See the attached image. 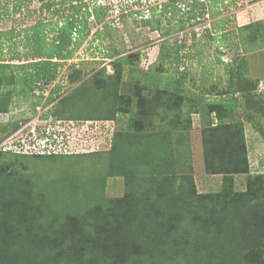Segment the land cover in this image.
I'll list each match as a JSON object with an SVG mask.
<instances>
[{"label": "trees", "instance_id": "1", "mask_svg": "<svg viewBox=\"0 0 264 264\" xmlns=\"http://www.w3.org/2000/svg\"><path fill=\"white\" fill-rule=\"evenodd\" d=\"M24 1L16 0L14 13L19 11ZM69 1L73 13L67 15L62 26L51 24L48 31L56 34L50 42L45 38L42 22L37 24V30L24 31L26 48L33 45L32 57L41 60L15 67L19 73L12 77V84L21 87L16 93L23 99L29 98L36 89L44 91L55 81L61 64L52 60L70 58L80 44L77 40L72 42L75 40L73 35L91 29L93 22L89 18L94 19V24L101 25L107 16L100 5H95V0H89L88 4L84 0H75L79 4ZM190 1L191 20L203 16L209 7L201 0ZM225 1L209 0V3L218 13L217 5ZM51 5L54 2L50 0L45 6L49 9ZM164 7L163 12L166 11ZM125 17L122 12L116 16L121 20ZM261 33L264 38V20L252 29L253 35L248 36L246 43L261 41ZM6 34L15 44L13 31L0 33V36ZM227 35H221L224 41ZM3 47L5 44L0 41V68L13 73L11 64L4 63ZM132 57L138 60L139 54L112 61L116 74L114 83L103 81L101 71L92 74L87 89L77 87L56 103L61 86L56 84L48 93L44 105L53 102L51 111L57 119L70 120L72 114H76V106H81L80 112L93 119L113 120L124 131L114 134L106 172H101V168L94 169L99 176L80 174L65 178L55 175L45 179V175H0V264H125L129 258L132 259L129 264H264V183L253 181L259 178L264 182V177L250 176L244 126L236 119L237 110L232 99L236 93L245 96L247 91H254L258 85V80L251 85L244 81L248 74L246 60L236 55L231 63L224 65L225 68L232 66L231 85L223 91L224 97L201 101L209 117L208 125L202 130L205 171L211 175H222L224 182L219 193L193 197L191 193L184 192L187 186L184 181L176 184V177L167 176L170 171L160 170L170 162L166 155H171L175 141H178H173L171 133L191 128L189 120H180L178 113L182 98L176 99L174 90L180 88L181 80L176 84L173 79L170 88L157 89L152 99L140 97L136 103L137 113L133 116L129 109L130 98L117 93L120 71L130 64ZM10 58L19 60L21 55L14 54ZM73 80L76 81V77L70 79ZM244 100L256 110L252 115L245 114L244 119L256 132L262 130L255 121L264 122V104H251L248 96ZM99 104L104 105L97 108ZM237 106L242 110L248 109L244 102ZM160 115L170 119L163 121L165 124L155 125L153 118L164 120ZM40 117L46 119V114ZM15 127L14 124L0 125V130L6 133ZM132 129L138 132L150 130V133H143L142 137L132 136ZM42 130V134H46L41 137L46 139L45 147L55 145L51 136L63 138L61 133ZM51 152L53 150L42 152L40 157H51ZM137 166L151 170L150 176L144 175L140 180L141 184H138L136 174L142 169L138 170ZM106 174L124 178L126 192L123 198H100L98 178ZM158 174L163 177H157ZM239 174L250 177L244 192L233 190L231 177ZM89 180L91 184L88 185ZM90 187L98 193L88 195L86 190ZM186 215L191 217L187 223L183 218ZM141 217L149 223L137 222ZM178 226L185 228L182 239L173 235ZM161 236L165 248L158 241Z\"/></svg>", "mask_w": 264, "mask_h": 264}, {"label": "rangeland", "instance_id": "2", "mask_svg": "<svg viewBox=\"0 0 264 264\" xmlns=\"http://www.w3.org/2000/svg\"><path fill=\"white\" fill-rule=\"evenodd\" d=\"M48 1L50 0H26L21 4L19 11L14 13L16 0H0V33L12 30L15 34V44L10 40L9 34L0 36V41L5 44L2 50L4 63L11 64L13 71L9 73L8 69L0 68V125H16L14 129L9 128L6 133L0 130V175L3 173L5 177L16 174L29 177L45 175L46 179L55 175H62L65 178L80 174L94 176L97 174L94 169L100 168L101 172H106L105 167L108 166L114 134L116 131H124L121 125L114 123L113 120L93 119L87 113L79 111L81 106H76L77 109L73 107L76 114H72L70 120L57 119L51 111L53 102L44 105V101L56 84H59L61 89L54 103L71 94L77 87L87 89L95 72L103 71L102 80L114 83L116 74L112 68V61L119 57L139 54L138 60L132 57L130 64L123 67L117 83V93L130 98L131 114L136 115L138 108L136 103L140 97L152 99L157 89H163L164 86L170 88V83H174L173 79L176 84L181 80L180 88L174 90L175 98H182L178 113L180 120H189L191 126L188 131L171 133L173 141L176 139L178 141H175L176 145L172 148L171 155H166L170 162L163 165L160 170L165 173L170 171L167 176L176 177V184L184 181L187 185L184 192L191 193L193 197L219 193L224 182L222 175H211L205 171L202 130L203 126L208 125L209 117L201 101L219 100L224 97L223 91L231 85L232 68V66L225 68L224 65L231 63L233 57L239 55L246 60L248 70L244 81L248 85L256 80L259 82L254 91H247L245 96L236 93L232 99L235 100L233 101L237 110L236 119L244 126L246 144L249 148L247 157L250 176H259L263 179L264 175L261 174H264V122L255 121L262 129L256 132L243 116L252 115L256 111L244 100L247 96L251 104L254 102L264 104L263 34L259 36L261 41L258 39L256 43V40L254 43H246L248 36L253 35L252 29L261 25L264 20V0H227L217 5L218 13L210 5L209 0H201L209 7L203 16L194 20L190 19L192 16L190 0H95V5H100L107 14L103 23L94 24V19L89 18V21L93 22L91 29L73 35L75 40L72 42L77 40L80 44L70 58L52 60L61 64L55 81L44 91L36 89L33 96L23 99L16 93L21 87L12 84V77L19 73L15 67L22 63L41 60L32 57L33 45L26 48L27 38L24 31H32L33 28L37 30V24L42 22L45 26V38L50 42L52 36L56 34L48 31L51 24L58 23V26H62L67 15L73 13L69 0L64 2L51 0L54 5L47 9L45 5ZM75 2L79 4V1L75 0L73 4ZM84 2L88 4L89 0ZM165 5L167 6L164 7ZM163 7L166 13L163 12ZM121 12L127 16L123 20L116 18ZM158 15L160 17H157ZM247 25L249 29L248 27L242 29ZM17 33L19 34L16 35ZM223 33H228L225 41L221 36ZM14 54H20L21 58L11 59L10 56ZM74 77L77 80L70 81ZM239 102H244L247 111L237 106ZM103 105L99 104L97 108ZM44 114L46 119H40ZM161 118L164 120L153 118L152 121L157 125L160 122L165 124L163 121L170 119L167 116ZM42 128H45V132L49 130L51 133H61L63 138L51 136L55 139V145L45 147L46 139L41 137L46 134H42ZM130 132L132 136L142 137L143 133L148 134L150 130L138 132L132 129ZM179 137L182 140H179ZM48 141L50 142V139ZM52 150L51 157H40L42 152ZM86 151L89 153L86 154ZM137 168L142 169L136 174L137 182L141 184L140 180L144 175L150 176L151 170L143 166ZM96 176H99V172ZM101 177L98 178L101 183L100 198L102 196L106 200H115L125 196L126 185L123 177H109L108 174ZM157 177L161 178L163 175L158 174ZM231 178L234 183L233 190L244 192L246 181L250 177L247 174H239ZM90 181L88 185L91 184ZM253 181L257 184L264 183L259 178ZM139 189L141 190L140 187ZM93 190L94 188L90 187L86 193L96 195L98 190ZM183 218L187 223L191 217L186 215ZM141 221L149 223L144 217L137 222ZM177 228L173 235L182 239L181 235L185 233V228L182 226ZM158 241L164 248L166 247L163 237ZM131 260L127 259L125 264H129Z\"/></svg>", "mask_w": 264, "mask_h": 264}, {"label": "clouds", "instance_id": "3", "mask_svg": "<svg viewBox=\"0 0 264 264\" xmlns=\"http://www.w3.org/2000/svg\"><path fill=\"white\" fill-rule=\"evenodd\" d=\"M85 153H89L88 151H86Z\"/></svg>", "mask_w": 264, "mask_h": 264}]
</instances>
